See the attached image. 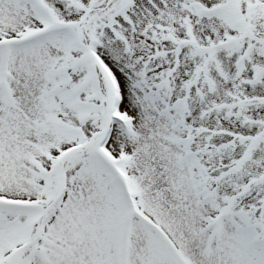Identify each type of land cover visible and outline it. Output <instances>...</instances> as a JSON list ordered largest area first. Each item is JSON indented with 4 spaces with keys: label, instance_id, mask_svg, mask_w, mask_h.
Masks as SVG:
<instances>
[{
    "label": "snow or ice",
    "instance_id": "obj_1",
    "mask_svg": "<svg viewBox=\"0 0 264 264\" xmlns=\"http://www.w3.org/2000/svg\"><path fill=\"white\" fill-rule=\"evenodd\" d=\"M0 264H264V0H0Z\"/></svg>",
    "mask_w": 264,
    "mask_h": 264
}]
</instances>
